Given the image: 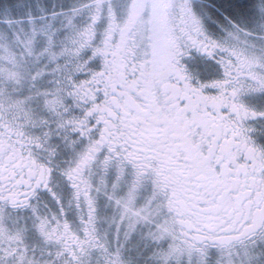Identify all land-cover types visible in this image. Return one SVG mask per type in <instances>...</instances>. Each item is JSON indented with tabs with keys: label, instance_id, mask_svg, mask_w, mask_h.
Instances as JSON below:
<instances>
[{
	"label": "snow or ice",
	"instance_id": "obj_1",
	"mask_svg": "<svg viewBox=\"0 0 264 264\" xmlns=\"http://www.w3.org/2000/svg\"><path fill=\"white\" fill-rule=\"evenodd\" d=\"M0 264H264V0H0Z\"/></svg>",
	"mask_w": 264,
	"mask_h": 264
}]
</instances>
